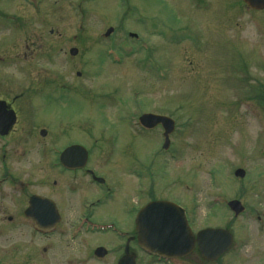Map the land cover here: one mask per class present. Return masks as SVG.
I'll return each mask as SVG.
<instances>
[{
  "label": "rangeland",
  "instance_id": "obj_1",
  "mask_svg": "<svg viewBox=\"0 0 264 264\" xmlns=\"http://www.w3.org/2000/svg\"><path fill=\"white\" fill-rule=\"evenodd\" d=\"M0 99L18 114L0 138V264H116L120 256L117 242L105 259L89 257L112 236L90 243L66 226L45 239L8 222L30 195H47L52 143L90 150L92 168L114 187L99 220L133 235L126 203L173 202L194 231L234 235L217 264H264V10L241 0H0ZM144 114L174 121L167 151L160 130L138 126ZM96 192L83 185L80 194ZM233 200L245 208L237 218L226 206ZM132 245L137 264H159Z\"/></svg>",
  "mask_w": 264,
  "mask_h": 264
},
{
  "label": "flooded vegetation",
  "instance_id": "obj_2",
  "mask_svg": "<svg viewBox=\"0 0 264 264\" xmlns=\"http://www.w3.org/2000/svg\"><path fill=\"white\" fill-rule=\"evenodd\" d=\"M0 102H3L5 105L4 110H2V114H5L8 111H13L15 114V124L9 129L6 136L9 135L11 130L16 125V122L18 120V114L14 107V101H10L8 99H0ZM1 119L4 118L1 114ZM154 130H160L163 135V130L161 126L155 127L151 131H145L144 132H152ZM46 136V132L44 131ZM1 136L0 138L6 137ZM39 136L42 138L41 132L39 133ZM54 143L49 146V152L51 155V159L49 160V164L46 168L48 170L49 174H45L44 182H41L42 184H45L44 190L47 192V195L45 196H36V195H30L28 197L26 207L19 211L18 214H16V219H12L11 217L8 219L9 223H13L16 221L17 225H26L29 226L34 233L35 236L42 237V238H51L52 236L63 234L65 233V227H70V232L72 233V237L79 238L81 237H87L88 241L89 239L97 236H112L116 239L114 243H105L103 241L101 242H95L94 244H97V246H94L93 249L90 250L89 257L96 261H101L105 259L109 251H107L105 248H108L111 245L117 244L118 245L113 248V252L119 254L120 256L116 260V264L122 259L124 256L128 255L129 257L134 258V263L137 264V260L135 255L131 252L132 244H135L137 249L140 251V253L145 256L148 259H152L156 263L159 264H197V261L191 260L193 256L199 257L201 262H205V264H217L219 261L227 255L234 247L235 245V238L234 235L230 233L229 230L221 229L224 231H227L232 236V244L230 248L223 253L221 256H219L216 260H205L201 257L197 246L194 247V249L191 251V253L183 258H176L172 260L168 259H162L158 258L156 256L151 255L150 253L144 251L141 247L138 246L137 243V231H136V217L140 210H142L146 205L149 203L154 202L156 200H151L146 202L143 206H137L138 208L131 209L129 207V204H125L128 209L125 211V215H130L133 213V227H134V234L132 235V232L119 228L114 225V222L111 220H99L97 216L98 210L105 206L109 205L114 202V187L111 185H108L106 180L104 179L103 173H98L96 169L92 168V154L90 150L85 148L82 145L79 144H70L68 146H76L82 147L87 155L85 159V164L81 168H76L73 163L75 164L77 162V157L69 156L68 160L75 161L73 162L70 167L63 163L61 160L62 153L68 148L66 146L65 149H60L59 146H54ZM26 154H24V157ZM30 157L28 154L26 156ZM73 159V160H72ZM73 166V167H72ZM52 176H55L57 180H53ZM131 178L130 176H128ZM141 178V177H139ZM138 178V179H139ZM9 179V177H5L6 181ZM2 184V182L0 181ZM83 185H88L95 187L97 189V192L95 194H86L83 195L80 194L81 190L83 189ZM35 199V204L32 205L31 203ZM158 201V200H157ZM64 205V208L67 209V212L64 214V217L61 214V211L59 208ZM136 205V204H135ZM31 208V209H30ZM245 213V210L243 214ZM185 216L187 219L188 226L191 230L192 234H197L198 232L194 231L191 223L189 222L188 213L185 210ZM132 219V220H133ZM39 226H45L46 229L53 228L52 231H41L39 230ZM48 227V228H47ZM205 229H220V228H205ZM68 233V231H67ZM33 235V236H34ZM59 236V235H58ZM90 242V241H89ZM88 242V243H89ZM91 243V242H90ZM241 243H243L241 241ZM100 244L105 245L100 246ZM243 246V245H242ZM240 246L239 249L242 247ZM112 251V250H111ZM45 252V250H44ZM264 252V250H263ZM199 264V263H198Z\"/></svg>",
  "mask_w": 264,
  "mask_h": 264
},
{
  "label": "water",
  "instance_id": "obj_3",
  "mask_svg": "<svg viewBox=\"0 0 264 264\" xmlns=\"http://www.w3.org/2000/svg\"><path fill=\"white\" fill-rule=\"evenodd\" d=\"M243 4L251 11L261 12L264 10V0H241ZM112 32L109 29L106 37ZM135 37L134 35H132ZM77 51L72 49L71 55H75ZM0 102V135L4 136L9 129L15 124V114L13 111H8L2 114L5 105ZM139 125L147 130L161 125L164 134L163 149L167 150L169 147V136L174 130V122L166 117L142 115L138 119ZM41 135L44 137L45 133ZM86 151L79 146H71L63 153L61 160L67 167L75 162L68 160L69 156L77 157V162L72 165L76 168H81L85 164ZM73 160V159H72ZM73 167V166H72ZM236 178L243 179L245 172L243 170H236L234 172ZM35 204V199L31 203ZM228 208L237 217L242 211L240 202L233 200L228 202ZM31 209V208H30ZM137 243L144 251L151 255L164 259L183 258L191 253L195 246H197L201 257L205 260H216L219 256L225 253L232 244V236L224 230L219 229H205L200 231L196 236H193L184 211L177 205L166 202L156 201L146 205L137 215L136 221ZM48 228V227H47ZM39 229L46 230L45 226H39ZM51 229V228H49ZM118 264H135L134 258L128 255L124 256Z\"/></svg>",
  "mask_w": 264,
  "mask_h": 264
}]
</instances>
